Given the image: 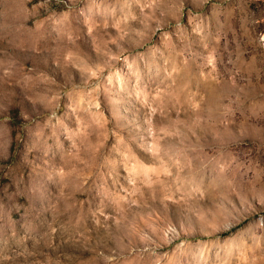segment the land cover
<instances>
[{
  "label": "rangeland",
  "instance_id": "1",
  "mask_svg": "<svg viewBox=\"0 0 264 264\" xmlns=\"http://www.w3.org/2000/svg\"><path fill=\"white\" fill-rule=\"evenodd\" d=\"M0 264H264V0H0Z\"/></svg>",
  "mask_w": 264,
  "mask_h": 264
}]
</instances>
